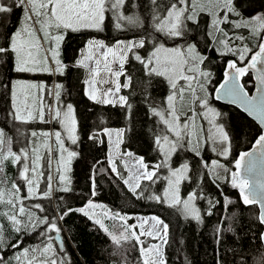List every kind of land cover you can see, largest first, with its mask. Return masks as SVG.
<instances>
[{
    "label": "snow or ice",
    "instance_id": "6c2138e0",
    "mask_svg": "<svg viewBox=\"0 0 264 264\" xmlns=\"http://www.w3.org/2000/svg\"><path fill=\"white\" fill-rule=\"evenodd\" d=\"M202 17L208 18L203 26ZM110 28L133 31L134 35L108 43L96 35ZM71 34L87 35H83L84 47L78 54L70 52L65 60L61 58L62 45ZM209 53L235 57L227 61L224 80L215 88V94L208 90L214 80L213 56ZM133 62L139 68L129 71L128 65ZM258 64L264 66V0H0V86L8 88L11 96L10 109L0 126V264H73L64 240L56 243L62 232L60 222L73 213L88 218L97 231L105 234L111 264H127L126 246L138 251V264H169L163 251L169 244L168 223L158 216L141 218L139 224L129 223L133 216L104 210L105 206L93 199L97 195L95 167L89 177L88 198L80 207L71 206L75 193L69 166L81 152L66 147L65 139L76 146L85 141L94 145L103 143L101 135L111 140L114 134L117 154L133 160L132 170L125 176L109 159L111 173L127 191L136 199L175 208L185 219L198 223H202V214L197 201L207 199L204 214L208 216L217 205L227 211L235 203L221 187L222 182L227 183L238 190L244 207L258 205L254 218L264 229V196L255 194L256 190L264 193V181L257 180L254 189L252 181L242 175L249 157L257 154L264 158V67L257 68ZM250 69L256 73L252 86L257 95H249L242 82ZM74 70L86 73L82 95L91 107L118 108L114 115L123 122L122 127L93 131L85 124L81 137L76 109L71 103H61L63 82L55 84L54 93L49 92L54 95L55 106H45L38 99L37 107L29 105L31 90H42L44 85L26 83L10 75L56 74L67 77L71 90L75 87ZM161 85L166 90L158 100ZM213 99L237 105L258 123L251 152L233 155V140L244 134V126L229 128L226 113L213 107ZM98 119L104 123L103 114ZM36 120L59 124L60 129L31 131L25 136L26 142L14 151L9 122L12 130L21 134L16 124ZM198 120L202 122L198 124ZM144 121H152L155 126L152 144L159 155L155 163L120 150L127 134L135 132ZM41 146L46 156L41 155ZM209 150L216 159L206 157ZM181 152L191 153V159L174 166L173 157H179ZM230 156L235 170L222 162ZM42 160L48 167L43 189ZM248 165L251 173L255 163L248 161ZM9 166L16 168L18 179L8 176ZM162 170H167L166 176H161ZM160 180L166 184L163 194L149 192L150 186ZM184 182L198 190L181 196ZM209 184L218 190L222 200L205 195L204 187ZM97 209L102 211L97 213ZM105 220L113 222L111 227ZM222 223L223 220L216 227L217 243L224 231L231 232L234 239L240 238L231 225L223 229ZM144 236L157 242L147 244L141 239ZM28 239L35 243H27ZM247 239L256 243L241 244L238 264H264V230ZM245 248L249 249L247 253Z\"/></svg>",
    "mask_w": 264,
    "mask_h": 264
},
{
    "label": "trees",
    "instance_id": "16d2710c",
    "mask_svg": "<svg viewBox=\"0 0 264 264\" xmlns=\"http://www.w3.org/2000/svg\"><path fill=\"white\" fill-rule=\"evenodd\" d=\"M134 3H139V0H133ZM139 11V9H137ZM204 24L207 19H204ZM112 28L109 30L96 34L98 38L103 39L106 43L114 42L116 39H129L134 35L133 31L121 32L114 31L111 34ZM87 35V34H83ZM82 34H73L64 42V59H67V55L71 52L77 54L79 49L84 47ZM143 52V50H141ZM213 56L215 64L212 71L214 73V86H217L223 77V70L228 60L233 59L231 56H220L218 54L209 53ZM129 71L138 69L139 65L133 62L128 65ZM72 76V83L74 88L68 90L69 95L72 97V101L77 108V118L80 126V134L83 137L84 125L91 126L93 131H96L104 127H122L123 122L119 121L114 113L119 109L110 106H96L91 107L89 101L82 95L83 92V79L86 73L83 70H79V74ZM16 73H11L12 78ZM136 75L139 73L136 72ZM67 78V77H66ZM68 80V79H67ZM7 79H4V83L7 84ZM215 88V87H214ZM165 86L161 85L158 90L157 99H162V93L165 92ZM213 93V91H212ZM212 105L216 106L220 111L224 112L222 105L215 100L211 101ZM11 96L8 88L0 86V126H3L6 110L10 109ZM86 105L88 107L86 108ZM96 112V115H92ZM231 117H234V122L231 125H243L244 134L238 139L234 138L232 149L233 155H238L239 152L248 149L254 141L252 136H255L257 128L244 114L237 111L235 108L226 110ZM225 113V112H224ZM103 114L104 123L101 124L98 116ZM111 115V119H109ZM90 117V118H88ZM252 123V127L249 125ZM16 128L22 131V124H16ZM230 127V126H229ZM9 135L16 133L12 130V124L9 122ZM232 128V126L230 127ZM155 126L152 121H144L143 124H138L135 132H129L124 139L122 149L124 151H131L136 156H143L148 163H155L159 159V155L156 152L152 144V130ZM251 135H249V132ZM249 139V142L239 148L237 144L241 146L242 142ZM103 143L92 144L91 141H85L84 145L78 146V151L81 155L73 160L72 170L70 178L72 180V187L74 189L75 196L71 200L72 207L82 206L83 200L88 198L91 181L89 177L93 174V168L97 169L95 179L97 195L93 198L95 202L105 204L112 211H119L127 213L130 216L135 215H147L155 214L163 219L169 225L170 238L169 244L164 248V254L169 264H238L240 259V246L241 244L248 245L249 243L255 244V241H249L247 238L253 234H259L262 231V227L255 220L257 212V206L244 207L239 202V192L237 189L231 188L227 183H221V187L225 195L235 201V203L229 207L227 211H223L220 205L212 209L213 214L211 216L204 213L208 210L207 199L199 200L202 206L203 220L202 223H198L192 219H185L182 217L175 208H170L167 205H161L153 200L148 199H136L128 191L122 181L116 179L115 175L110 171V148L107 141V137L101 135ZM14 146V139H13ZM182 153V152H181ZM206 155V153H205ZM184 160L191 159V153H184ZM213 159L211 156H207ZM118 169L122 174H126V169L123 166H119ZM234 168V162L232 164ZM8 176L16 179V169L13 166H9L7 169ZM147 183V182H145ZM165 183L160 180L156 184H153L149 188V192H155L161 194V190ZM195 187L191 184L188 187ZM205 195L211 194L212 197L222 200L219 196L218 190L212 185H206L204 187ZM147 194V193H146ZM67 199V197H66ZM55 202V201H54ZM53 202V203H54ZM48 204V201H43ZM239 209V214L231 220L229 217H233ZM223 220V229H228L229 225L239 233V239H234L233 234L228 231H224L220 242L217 243L215 231L218 224ZM108 225L111 227L112 221L109 220ZM129 223H134V219ZM62 232L60 233L67 246L68 252L71 254L73 264H111L110 258V246L107 243V238L102 231H97L96 226L88 218L73 213L69 215L64 221L60 222ZM53 235H55L53 233ZM27 243H35L34 240L28 239ZM127 247L126 259L127 264H138L139 253L137 250ZM235 250V252L233 251ZM248 248L244 249L247 253Z\"/></svg>",
    "mask_w": 264,
    "mask_h": 264
},
{
    "label": "rangeland",
    "instance_id": "374dc122",
    "mask_svg": "<svg viewBox=\"0 0 264 264\" xmlns=\"http://www.w3.org/2000/svg\"><path fill=\"white\" fill-rule=\"evenodd\" d=\"M204 19L208 20L207 17H202L201 21H203ZM201 24L203 26L204 22H201ZM114 31H117V30L115 28H112L111 34ZM253 41H255V40H253ZM169 43L171 44V42H169ZM72 54H73V52H72ZM77 54H75V55H77ZM61 58L64 59L63 45H62V51H61ZM214 64H215V60L213 59L211 68H213ZM22 74H20V75H22ZM75 74L78 75L79 72L75 71ZM15 79H21V80H23L26 83H36V84L44 85V88L42 90L41 89H33V90H31L32 95L29 98V105L32 106L33 104H36L37 107H38V99L42 100L45 106L48 105V104H53L55 106L56 101H55L54 95H49V92H53L54 93L55 84L59 83V82H63L65 84V91L62 93V96H61V103L62 104L71 103V104H73L74 108L77 111V108L75 107V105H74V103H73V101L71 99L72 97L68 93V80H67L66 77H61V76H58L56 74H49V73H45V72H38L36 74H31L30 73L29 76H25V75L18 76ZM214 87L215 86H214V83H213L212 85L209 86L208 90L210 92H212ZM21 98H23V97H21ZM213 107L216 108V106H214V105H213ZM225 113H226L225 122L227 123L228 127L229 126L233 127V125H231V124L234 122V117H231L228 112H225ZM47 118L48 117L46 115V119ZM76 118H77V112H76ZM77 120H78V118H77ZM201 122L202 121H199V120L197 121L198 124L201 123ZM22 126H23V130L21 131V134H20L21 137H22V140L21 141L14 140V146H13V150L14 151L18 150L26 142L25 141V136L30 134L31 131H37L39 133V132H44V131L51 132V131L60 129V125L59 124H56V123H42L39 120L30 122L28 124H22ZM107 128L115 129V128H118V127H107ZM107 141H108L109 148H110V150H109L110 151V159L113 160L116 163L117 167L123 166V168L126 169V174L124 173V175L127 176L129 174V172L132 170L131 169V165L133 164V160L131 158L127 157V156L121 157V156H119L117 154V150L114 147V141H115V135L114 134H113L111 140H109V138L107 137ZM248 142H249V139H247L246 141L242 142L241 146L239 144H237V146L239 148H241L242 146H244ZM50 143H51V141H50ZM65 146L70 148V149H75V150L78 151V146L72 145L71 142L68 141L67 139H65ZM53 147L55 148L54 144H53ZM120 150L124 151L122 149V144L120 145ZM184 153L185 152L180 153L179 157H176V156L173 157L172 163H173L174 166H179V163L182 160H184V158H185L184 157ZM41 155L42 156H46L47 155V153L44 150L43 146H41ZM206 155L213 157V159L217 158L215 156V154L212 153L210 150L206 152ZM222 162L225 163L226 166L232 168V164H233L234 161H233L232 157L230 156L228 160H223ZM41 163H42V168L40 170L45 173V177L40 181V187H41V189H43L45 187V184H46V177L48 175V167H47L46 160H42ZM52 164H53V169H52L53 184H55V168H56V160H55V158L52 160ZM72 164H73V161H72V163L69 166V168H70V171L68 172L69 176L71 175ZM166 175H167V170H162L161 176H166ZM16 179H18L17 175H16ZM189 185H191L190 182H184V183L181 184V186H180V194H181V196H186L190 191L196 190L195 187H192V186L188 187ZM165 187H166V184L163 186V188L161 190V195L163 194V190H164ZM199 202L200 201H197V206L202 210V206H201V204ZM96 203L104 205L105 206L104 210H110L105 204L100 203V202H96ZM96 211H97V213H100L102 210L101 209H97ZM177 212L181 215V213L179 211H177ZM201 214H202V211H201ZM151 216H157V215H155V214L135 215L134 216V223L139 224L141 222V218L148 219ZM203 219L204 218H203V214H202V220ZM108 221L109 220H105L104 221L106 225H110V223H108ZM145 227H148V225H146ZM141 239L144 240L147 244H152V243H156L157 242V241L152 240L150 237H146V236L141 237ZM163 251H164V249H163Z\"/></svg>",
    "mask_w": 264,
    "mask_h": 264
},
{
    "label": "water",
    "instance_id": "95a60500",
    "mask_svg": "<svg viewBox=\"0 0 264 264\" xmlns=\"http://www.w3.org/2000/svg\"><path fill=\"white\" fill-rule=\"evenodd\" d=\"M226 67H227V64L225 65L224 67V71H223V79L221 80L220 83L223 82L224 80V72L226 70ZM249 72H253L254 75H256L255 73V70H252L250 69ZM242 82H243V78H242ZM219 85V84H218ZM215 86L216 87H218ZM215 88L213 89V94H215ZM249 95H257L256 91H255V88H254V91L252 94L249 93ZM215 100V99H213ZM217 103H221V104H227V105H232L234 106L235 108L239 109L241 112H243L237 105H233V104H229L226 100H215ZM244 113V112H243ZM245 115H247L250 119L254 120L253 117L249 116L247 113H244ZM255 121V120H254ZM256 122V121H255ZM257 123V122H256ZM258 124V123H257ZM253 145V144H252ZM252 145L248 148V149H245L243 151H248V152H251L252 151ZM241 151V152H243ZM248 161H254L255 163V167H254V170L249 173L248 172ZM242 175H244L246 178L250 179L253 183V187L255 189V183L257 180H260V181H264V158H261L259 157V155L257 154H254L252 157H249L246 162H245V168L242 170ZM255 194L257 196H264V193H261L259 192V190H256ZM257 208H258V205H257ZM264 230V229H262ZM56 235V234H55ZM60 239H63L62 235L59 234L58 238H57V241L56 243L59 244L60 242Z\"/></svg>",
    "mask_w": 264,
    "mask_h": 264
},
{
    "label": "flooded vegetation",
    "instance_id": "af4514ba",
    "mask_svg": "<svg viewBox=\"0 0 264 264\" xmlns=\"http://www.w3.org/2000/svg\"><path fill=\"white\" fill-rule=\"evenodd\" d=\"M17 14H18V10H17ZM71 35H73V34H71ZM252 43V45H254L255 43H256V41H252L251 42ZM258 50V49H257ZM228 56H230V55H228ZM232 57V56H231ZM233 59H235V57L233 58ZM245 63H247V61L245 62ZM227 64V63H226ZM225 64V65H226ZM261 67H264V66H261V65H257V68H261ZM224 71V70H223ZM22 75H25V76H29L30 75V73H23ZM22 75H20V74H15L14 75V77H13V79H15V78H17L18 76H22ZM222 79H223V77H222ZM254 80H255V75H254V73L253 72H249L248 73V75L247 76H245V77H243V82L246 84V87H247V91L250 93V94H252L253 93V91H254V87L252 86V84H253V82H254ZM221 104V103H220ZM222 105V108H223V110H224V112H226V110H228V109H230V108H235L234 106H232V105H227V104H221ZM235 109H237V108H235ZM237 111H239V112H241L239 109H237ZM242 114H244L243 112H241ZM245 115V114H244ZM257 128L259 127V125L254 121V120H252V119H250L247 115H245ZM250 123V122H249ZM252 123H250L251 124V126H253L252 125ZM23 130V129H22ZM247 132H249L248 130H246ZM20 133H21V131H20ZM11 136L13 137V139L14 140H19V141H21L22 140V137H21V135L20 134H17V133H12L11 134ZM16 169V168H15ZM15 175H17V170H16V172H15ZM55 234V233H54ZM64 240V239H63ZM65 243V242H64Z\"/></svg>",
    "mask_w": 264,
    "mask_h": 264
},
{
    "label": "crops",
    "instance_id": "0c3cea01",
    "mask_svg": "<svg viewBox=\"0 0 264 264\" xmlns=\"http://www.w3.org/2000/svg\"><path fill=\"white\" fill-rule=\"evenodd\" d=\"M85 77H86V75H85ZM84 80V79H83ZM85 88V85L83 86V89Z\"/></svg>",
    "mask_w": 264,
    "mask_h": 264
}]
</instances>
